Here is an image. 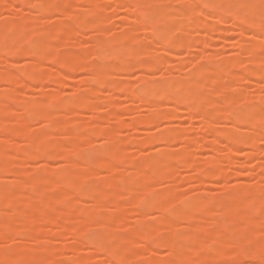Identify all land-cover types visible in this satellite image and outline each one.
Wrapping results in <instances>:
<instances>
[{"label":"rangeland","instance_id":"rangeland-1","mask_svg":"<svg viewBox=\"0 0 264 264\" xmlns=\"http://www.w3.org/2000/svg\"><path fill=\"white\" fill-rule=\"evenodd\" d=\"M115 1L0 0V37L4 43L0 46V264H11L10 253L17 246L27 258L39 257L43 249L47 250V264H73L71 261L76 258L86 261V264L105 263L106 256L93 244L78 245L71 229L76 217L82 221L83 234L99 236L98 240L112 250L119 243L125 246L145 230L154 233L158 240L174 232L177 235L175 243L183 248L178 254L181 264H204V260L209 264H264L261 257L264 253V207L258 208L252 202L264 199V174L261 172L264 170L263 130L261 134L264 126V74L260 73L264 71V33L256 34L249 22L247 25L240 22L242 26H238L233 22L231 12L226 15L223 12L222 19L217 18L218 24L213 20L215 18L209 17L212 13L207 14L210 8H200V15L187 14L188 5L197 6L198 0H117L122 4ZM228 1L233 9V6L250 3L264 9V0ZM153 3L157 14L149 13L150 8H154ZM55 6L61 7L62 11L56 10ZM204 15L210 20L213 18L210 22H216L217 30L189 29L190 24L198 25L200 20L196 16ZM157 19L161 20L160 26L166 31L164 39L153 36L150 30L153 26L150 27V23ZM144 20H147L145 25L142 24ZM253 20L258 22L260 18ZM180 22H185L187 28L184 26V31L180 29L182 32H177L175 28ZM166 39L170 40L169 43ZM173 39H181L184 43L177 47L174 41L175 45L171 46ZM257 40H262V48L254 56L241 49L259 42ZM250 56L260 63L254 58L252 61L256 64L250 63ZM120 58L128 66L125 72L116 71L118 67L115 69ZM154 60L160 62L151 69L139 66ZM232 60L238 64L233 69L230 68ZM73 61L78 66L71 69L69 65ZM89 66L108 74L107 79L116 81V85L122 88L117 86L114 90V82L112 90L111 86L108 89L101 84L103 80L91 82L90 78L97 76L91 67L90 73L95 76L91 77ZM125 68L123 66L122 70ZM198 72L203 74L204 88L208 87L202 89L207 98L203 108L208 111L212 103L220 106L221 111L217 110L220 112H213L218 114L213 115L215 128H220L219 131L235 128L239 137L260 132L262 136L259 135L258 141L260 137L261 141H256L254 148L236 145L234 151L230 149L233 153L229 155L225 137L215 131L207 133L209 130L206 131V125L202 124L204 117L199 113L200 109L190 114L187 110L189 105L176 107L178 100L174 105V95L169 99L173 102L167 98L159 100L158 97L154 101L161 103L158 108L164 107L167 111L176 108L179 116L149 123L150 117L162 110L156 112L155 106L145 105L141 103L144 101L134 97L131 99V95L125 94L127 90L124 92L126 85L130 91L137 89L136 94H140L142 88L144 91L150 89L149 86L145 89L147 81L156 86H153L157 92L154 94L158 96L163 94L162 89L170 81L186 82ZM227 73L232 76H227ZM252 73L258 78H254ZM47 74H55V80L46 78ZM7 76H10L9 80H6ZM12 83L15 88L10 86ZM223 90L232 96L229 105L222 102ZM175 91L180 95L183 89L180 87ZM87 102L91 103V108L89 105L83 108ZM243 106L247 110L260 108L262 121L233 122L229 112ZM112 116L116 118L113 120ZM156 117L152 118L153 121ZM144 118L150 125L144 123L142 126L140 120ZM136 120L141 125L134 124ZM88 122L94 124L89 125ZM16 129L22 133H17ZM93 131L110 132L113 139L108 140L104 134L102 137L100 132V136L98 133L91 135ZM146 136H166L171 141L164 144L158 138H151L144 144L141 140ZM134 141L144 145L136 146ZM30 149L33 150L31 154L35 153L33 157L31 154V157L21 155L22 151ZM116 151L123 154L125 160L114 162L110 170L120 173L123 176L121 181L109 183L115 178L111 171L98 167L91 169L90 180L82 183L78 190L54 188L62 185L65 178L54 177L48 171L53 173L57 170L61 174L69 169L71 162L80 170L96 157L107 159ZM127 158L133 159V164L136 161L134 165L141 168L140 175L135 176L138 167L133 168V164L127 167ZM149 158L155 160L156 168L162 174H154L146 165ZM208 164L222 173L198 180L196 168L206 169ZM96 185L104 192V195H94L101 208L93 206L95 203L85 194L88 190L94 191ZM129 186L135 190L128 193L126 188ZM114 195L117 198H113ZM160 197H165V201ZM156 199L168 207L170 226L161 223L160 210L151 204L150 208L146 203ZM178 201L180 206H177ZM118 211L122 218L119 226L102 225L105 218L113 217ZM57 216L64 228L55 224ZM185 216L192 219L191 225L186 223ZM141 220L143 223L139 224ZM24 226L30 229L31 234L25 238L17 237L16 232ZM154 227L158 232H154ZM156 245L153 244L151 249L156 251L152 253L150 248L142 245L139 258L132 259L130 254L123 257L131 264H145L150 257H156L157 261L176 262L168 247L164 248L165 244ZM230 250L236 254L224 256ZM39 263L42 264L41 261Z\"/></svg>","mask_w":264,"mask_h":264},{"label":"bare ground","instance_id":"bare-ground-1","mask_svg":"<svg viewBox=\"0 0 264 264\" xmlns=\"http://www.w3.org/2000/svg\"><path fill=\"white\" fill-rule=\"evenodd\" d=\"M13 2H20L21 0H12ZM22 1H24V0H22ZM117 1V0H116ZM115 1V2H116ZM118 1H121L122 2V0H118ZM116 2V4H122L121 2ZM172 1V0H171ZM175 1H179V0H175ZM182 1H184V0H182ZM173 2H174V0H173ZM227 2H229L228 0H198L197 2H196V5L197 6H194L195 4H192L191 6H194V7H191L190 5H188L187 7H188V13H187V10H186V12L185 13H187V14H189V15H197L198 13H199V11H201L202 10V8H204L205 7V9L207 10H209V8H210V10H209V12L207 13V14H211L212 13V15H209V17L211 16V17H213V18H215V19H213V20H216V22H217V24L218 23H220V22H218L217 21V18H221L222 19V17L223 16H221V14L224 12V14L226 15V14H228V13H230L231 15H232V17H233V22H236V23H238V26L239 25H241V24H239L240 22L241 23H243V22H245V23H243V24H248V22H249V26H250V28L252 27L253 28V30H254V32L256 33V34H260V32H262L261 34H263L264 33V23L262 24V18L264 19V9L260 6V5H257V4H255V3H250V4H244V5H242V6H240V7H237V6H233V7H235V8H238V9H233V8H231L232 6L231 5H228V3ZM198 3V4H197ZM226 4V5H225ZM151 5H153V7L154 8H150V11H149V13L150 14H157V7H156V5L153 3V4H151ZM155 5V6H154ZM228 5V6H227ZM56 7V10L58 9V11L60 10V11H62V9H61V7H58V6H55ZM135 7V6H134ZM152 7V6H151ZM206 7H208V8H206ZM200 8H201V10H200ZM242 8V9H241ZM244 8V9H243ZM135 10L137 9V7H135L134 8ZM230 9H232V10H230ZM42 10H47L46 8H42ZM138 10V9H137ZM234 10V11H233ZM189 12H191V13H189ZM197 12V13H196ZM226 12V13H225ZM195 13V14H194ZM203 13H204V10H203ZM146 14H148L147 12H146ZM229 14V15H230ZM188 15V16H189ZM198 15H200V13L198 14ZM223 15V14H222ZM224 15V16H225ZM200 21H201V25H200V21L199 20H197V21H199L198 22V25L200 26H198L197 24H195V23H193V25H194V27H193V25L191 26V24L190 23H188V24H190V27L191 28H189V29H192V28H195L196 30L198 29L199 30V28L200 29H203L204 31H209V32H214L215 31V29L217 28L216 27V25H215V23L213 22H210V21H213L212 19L210 20V18L209 17H205V15L204 16H200L201 18H203V19H201L200 17H198V16H196ZM195 17V18H196ZM260 18V20L257 22V21H255V20H253L254 18ZM209 18V19H208ZM204 19H208L207 21L205 20L204 21ZM226 18H224V20H225ZM235 19V20H234ZM219 21H221L220 19H218ZM142 21V20H141ZM147 20H144L143 21V23L142 24H144L145 25V22H146ZM156 21V20H155ZM155 21H152L151 23H150V27H151V25H153L151 28H150V30L152 29V31L151 32H153V36H157V37H162V39H164V36H165V34H166V31H164L162 28H161V20L160 19H157V21L155 22ZM238 21V22H237ZM252 21V22H251ZM264 21V20H263ZM154 22H155V24H154ZM253 24V22H255L253 25H255V26H251L250 24L251 23ZM185 22H180L179 24H177L176 26V28H175V30L178 32L180 29L181 30H183L184 31V29H183V27L184 26H186V27H184L185 29L187 28V25H185L184 24ZM197 23V22H196ZM246 24V25H247ZM196 26V27H195ZM242 26V25H241ZM241 26L239 27L240 29H242L241 28ZM97 27V26H96ZM144 27V26H143ZM189 27V26H188ZM248 28V27H247ZM96 29H99V27L98 28H96ZM218 29V28H217ZM216 29V30H217ZM180 30V32H182ZM248 30H249V28H248ZM244 31H245V29H244ZM255 34V35H256ZM2 37H0V43H1V41H2V43L0 44V46L1 45H4V43H3V39H1ZM159 40H161L160 38H158ZM167 43H169V41L170 40H168V39H166L165 40ZM176 43H175V42ZM257 41H259V40H257ZM262 41V40H261ZM261 41H259V42H256L255 44L254 43H252V44H250L248 47L246 46V45H244V46H246L244 49H243V46H242V50H244V51H246L247 53L249 52V55L251 54V56H254L255 54V52L257 51V50H259V49H261L262 48V43H261ZM172 42V43H171ZM171 46L175 43V44H177L176 46L177 47H179V46H182L181 45V43H184V41L183 40H181V39H178V41H177V39L175 40V39H173V40H171ZM174 44V45H175ZM240 46V47H241ZM104 46H101V48H103ZM247 48V49H246ZM246 49V50H245ZM250 56V57H251ZM97 57H99V55L97 56ZM252 58H254L255 59V57H251V62L250 63H255L256 64V62H253L252 61ZM257 58V57H256ZM115 59H117V61H118V57H116ZM253 59V60H254ZM256 60V59H255ZM120 63L118 62V66H115V69H116V71H121V72H125V71H127L128 70V66H127V64L124 62V61H122L121 60V58H120ZM256 61H258V59L256 60ZM74 63H71L69 66H70V68L71 69H73V68H75L76 66H78V64H76V62L75 61H73ZM160 61L159 60H154V61H152V62H143V63H140L139 64V66H141L142 68H144L145 67V69H151L152 68V66H156V64H158ZM259 62V61H258ZM123 63H125V64H123ZM260 63V62H259ZM120 64V65H119ZM141 64H143V65H141ZM145 64V65H144ZM238 66V64L236 63V61L235 60H232L231 61V63H230V68L231 69H233V68H236L237 66ZM258 64V63H257ZM262 64V63H261ZM122 65V66H121ZM123 66H126V68L125 69H123L122 70V68H123ZM144 66V67H143ZM234 66V67H233ZM93 69H92V68ZM147 67V68H146ZM151 67V68H150ZM261 67H262V65H261ZM89 68H91V70L93 71L92 73H94V75L95 76H97L96 78H93V74H91L90 73V69ZM244 68V67H243ZM230 69V70H231ZM258 69H260V68H258ZM96 70V68H94L93 66H89L88 67V71H89V73H90V75H92L91 77L93 78V79H91L90 78V80H91V82H92V80H94V81H97V82H102V80H103V82L101 83V84H103V86H107V88L109 87V86H111V87H109L110 89L112 88V82H114L113 83V85H114V87L115 88H113L114 90L116 89V88H118V89H120V88H122L120 85H116V81H114V80H109V79H107V77H108V74H105L104 72H102V71H99V70H96V72H94ZM125 70V71H124ZM246 70V69H245ZM255 71V70H254ZM253 71V72H254ZM257 71H259V70H257ZM229 73H230V71H228ZM229 73H227L228 75L227 76H232L231 74H229ZM260 73L261 74H264V71L263 70H261L260 71ZM259 74V72L257 73L256 72V75H258ZM261 74H259L260 76H261ZM107 75V76H106ZM252 75L254 76L255 75V73H252ZM254 76V78L256 77V78H258L257 76ZM258 75V76H259ZM94 76V77H95ZM32 77V76H31ZM55 77H56V75L55 74H47L46 75V78H48L49 80H55ZM99 77H101V78H99ZM204 77H203V74L201 73V72H198V73H196V74H194V75H192V76H190V80H188V81H186V82H183V81H176L175 83H172L171 81H170V83L169 84H166V89L165 88H163L162 89V92H163V94H161V95H159L158 94V96H156L154 93H157V92H155L156 91V89H155V85L154 84H151L150 82H147V81H145V80H143V82L145 81L147 84H144V85H146L145 86V89L146 88H148L147 86H149V88L150 89H152L153 88V86H155L154 88H153V90H150V89H147V90H145L144 91V89L142 88V90L140 89V91H142L141 93H140V91H137V93H140V94H136V90L137 89H132L131 91H130V88L129 87H127L126 85H124L123 87H124V89H125V91L124 92H126V90H127V92L125 93L126 95H131V99L134 97L135 99H137L138 101L140 100V102L141 101H144V102H146V103H144V102H141V103H143V104H148V105H153L152 107H154L155 106V108H153V109H156L155 111L157 112V111H161V112H159V114H157V117H158V119H157V117H156V114H155V116H154V114L152 115V117H150L149 119H150V122L149 123H152L153 124V122H154V124L156 123V121L158 122H163V119H166V120H164V121H167V118H168V120H171V119H173L171 116H174L175 118H176V116H179V115H177V114H179V112H177L178 110H176V108L174 109V107L173 108H171V109H174V110H172L171 112L172 113H170L169 111L171 110L170 108H169V111H167V110H165V109H163L162 107V109L161 108H158V107H160L161 105V103L160 104H156L155 102L156 101H154V100H157V99H159V98H162V100L164 99V100H169V99H171L170 97H172L173 95L174 96H176V98L175 97H172V100L174 101V105L177 103V105L178 106H176V107H180L179 105H189V106H187L188 107V109L187 110H189L190 111V114H191V112H192V114L195 112V113H197V111L196 110H199V113L200 114H203L202 115V117H204L203 119H202V124H204L203 126H205L206 125V131H207V129L209 130V131H207V133H209V132H212V131H215V132H219L218 134H222L225 138V140H226V142H228V145H227V150L228 151H230L228 154L230 155L231 154V152H232V150H230L231 148L233 149H235V147H236V145H243V146H249V147H252V148H254L255 147V145H256V141H257V143L259 142V141H261L260 139H261V137H260V139H259V141H258V138H259V135H260V132H259V134H258V132H253V134L251 133V135L250 134H247V135H245V136H241V137H239V135L237 134V133H235V128L232 130V131H230V130H227L226 128H225V130H224V128H223V130L225 131V132H222L223 130H221V131H219V129L220 128H215L216 126V124L215 125H213V123H214V121L212 122V120L214 119L215 120V117L214 116H216V115H218V114H216V113H218V112H220L221 110H220V108H218V107H220V106H218V105H216V104H214V103H212V105L210 104L209 105V108L211 109L212 108V110H210V109H208V111L206 110V109H204L203 107V103L205 102L204 100H206L207 98H206V95H205V93L203 92V88H204V84L205 83H202V79H203ZM260 78V77H259ZM261 78H262V76H261ZM10 79V76H7L6 77V80H9ZM106 80H108V81H106ZM215 80H213V82H214ZM105 82L108 84H105ZM110 82V83H109ZM144 82V83H145ZM150 83V84H149ZM14 83H12V84H10V86L12 87H16L15 86V84L13 85ZM116 85V86H115ZM122 85V84H121ZM150 85H152L151 87H150ZM171 86V87H168V86ZM118 86V87H117ZM12 87V88H13ZM126 87H127V89H126ZM142 87V86H141ZM172 87H173V89H175V90H177V88H178V90H179V88L181 87L182 89H183V92H182V94H180V95H178V93H177V91H175V90H173L172 89ZM108 88V89H109ZM129 88V89H128ZM139 88V87H138ZM208 88V87H207ZM207 88H204V89H207ZM211 88V87H210ZM209 88V89H210ZM212 89V88H211ZM112 90V89H111ZM117 90V89H116ZM139 90V89H138ZM118 91H120V90H118ZM133 91V92H132ZM153 91V92H152ZM159 91H161V90H159ZM173 91V92H172ZM144 92V93H143ZM223 92V93H222ZM221 93V98H222V102H225L224 104H228L229 105V103H230V101L232 100V96L231 95H228L227 93H224L225 92V90H223ZM153 93V94H152ZM173 93H175V94H173ZM212 93V92H211ZM214 93V92H213ZM216 93V92H215ZM135 94V95H134ZM177 94V95H176ZM210 94V93H209ZM220 94V93H219ZM128 95V96H129ZM139 95H141V96H139ZM212 95V94H211ZM214 95V94H213ZM153 96V97H152ZM165 96H168V97H165ZM216 96V95H215ZM141 97V98H140ZM158 97V98H157ZM140 98V99H139ZM153 98V99H152ZM157 98V99H156ZM167 98V99H166ZM175 98V99H174ZM178 98V99H177ZM220 98V97H219ZM152 99V100H151ZM160 100V99H159ZM172 100H169L170 102H173ZM179 102H178V101ZM168 101V102H169ZM177 101V102H176ZM176 102V103H175ZM183 102V103H182ZM228 102V103H227ZM259 102H262V101H259ZM84 102H82L81 104L82 105H84L83 104ZM182 103V104H181ZM185 103V104H184ZM202 105H201V104ZM81 104H80V106H81ZM90 104L91 103H86L85 104V107H83V106H81V107H83V108H86V105H89V108H91L92 107V105H91V107H90ZM114 104H116V103H114ZM112 105V106H115V105ZM158 105H160V106H158ZM200 105V106H199ZM227 105V106H228ZM38 106V105H37ZM111 106V105H110ZM167 106V105H166ZM225 106V105H224ZM227 106H225V107H227ZM200 107V108H199ZM214 107V108H213ZM217 107V108H216ZM87 108H88V106H87ZM165 108H167V107H165ZM216 108V109H215ZM178 109V108H177ZM204 109V110H203ZM213 109H215V110H213ZM220 110V111H217V110ZM71 109H69V111H70ZM237 110V112H235ZM236 110H234V111H231V112H229V113H231L230 114V118H231V120L234 122V120L236 121V122H241V121H244V122H248V121H250V122H255V121H258V120H261L262 121V111H261V109L260 108H258V107H255V108H253V109H249V110H247V108L246 107H240V109H236ZM152 111V110H151ZM166 111V112H165ZM173 112H174V114H173ZM177 112V113H176ZM213 112H216V113H214L213 114ZM233 112H235V113H233ZM35 114V115H37V113H36V111H32V114ZM176 113V114H175ZM233 114H234V118H233ZM116 116H117V114H115ZM151 115V114H150ZM176 115V116H175ZM214 115V116H213ZM232 116V117H231ZM153 117H156L155 119H157V120H155L154 119V121H153ZM161 117V118H160ZM169 117L171 118V119H169ZM264 117V116H263ZM98 118V117H97ZM111 118H113V120H114V118H116L115 116L113 117H111ZM148 118V117H147ZM163 118V119H162ZM174 118V119H175ZM178 118V117H177ZM233 118V119H232ZM160 119H162V120H160ZM143 120V121H142ZM142 120H140L141 121V124H142V126H148V125H150L149 123H148V121L149 120H145V118L144 119H142ZM140 121H138V120H136L135 122H134V124H137L138 123V125L140 124ZM146 121V122H145ZM203 121H204V123H203ZM143 122V123H142ZM158 122V123H159ZM246 122V123H247ZM144 123H146L145 125H144ZM232 123V122H231ZM88 124L89 125H93L94 123L93 122H88ZM140 124V125H141ZM148 124V125H147ZM151 124V125H152ZM251 126H253V125H251ZM264 126L263 127H261V134H262V130L264 131ZM214 129V130H213ZM216 129V130H215ZM217 129H218V131H217ZM222 129V128H221ZM227 130V131H226ZM16 132L17 133H22V131H20V130H18V129H16ZM100 131H93V132H91L92 134L91 135H93V134H99V136H100V133H101V136L103 137L104 135L106 136V138L108 139V140H111V139H113V137H112V133H110V132H105V133H102V132H100ZM176 132V131H175ZM214 132V133H215ZM172 133V132H171ZM177 133V132H176ZM27 135H29V133H26ZM102 134H104V135H102ZM173 134H175L174 132H173ZM210 134H212V133H210ZM216 134V133H215ZM214 134V135H215ZM257 134V135H256ZM213 135V134H212ZM221 135V136H222ZM104 136V137H105ZM260 136H262V135H260ZM147 137L149 138V140L147 139ZM153 139V140H155V139H157L158 138V140L160 141V142H162L163 143V141H164V144H166V143H169L170 141H171V139L169 138V137H157V138H155V137H149V136H146V138H143L141 141L144 143V144H147V142L148 141H150V139ZM173 138H175V136L173 137ZM145 139H147V140H145ZM151 139V140H152ZM107 140V141H108ZM213 141H214V139H212ZM211 140V142L213 143V141ZM112 141V140H111ZM139 141V140H138ZM138 141H134V143L135 144H137L136 146H138V144H139V146H141V145H144V144H142V142L141 143H137ZM168 141V142H167ZM110 142V141H109ZM134 143H132V145L134 146L135 144ZM215 143H216V141H215ZM149 144V143H148ZM226 146V145H225ZM229 146H231V147H229ZM234 149H233V151H234ZM29 150H25V151H22L21 152V155L22 156H27V157H33L34 156V154L35 153H32L31 154V151H33V150H31L30 149V153L28 152ZM38 152V151H37ZM233 153V152H232ZM30 154H31V156H30ZM45 156L47 157L48 156V158H53V156H51V155H47V154H45ZM113 157V158H112ZM124 158V160H125V156L123 155V154H121V153H119L118 151H116L114 154H112V156L110 157V158H105V157H96L94 160H92V162L90 163V164H87V167L86 166H84L83 168H81L80 170H78V167H77V165L76 164H74L73 162H71L70 163V167H69V169L68 170H66V171H63V173H61V174H59V172L56 170L55 172L53 171V173H52V171H48L50 174H52V176H54V177H57V176H63L64 178H65V182L62 184V185H55L54 186V188H58V190H61V189H66V188H70V187H72V188H74V189H76V190H78V189H80V186H81V184L82 183H84V182H86V181H89L90 180V178H91V176H92V168H98V167H101V169H106V170H108L109 169V171H111L110 173L111 174H113L112 175V177H115L113 180H109L108 182L109 183H111V182H115V181H121L122 180V178H123V176L122 175H119L120 173H118V174H116V171H114V170H110V169H112L111 167H112V165H113V163L114 162H116V161H121L122 159ZM109 159V160H108ZM129 158H127V160H128ZM123 161V160H122ZM129 161V164H127L126 163V165H127V167H128V165H132L133 164V162H134V160L133 159H131V160H128ZM72 164V165H71ZM134 164H137L136 163V161H135V163ZM133 164V168H134V165ZM130 165V166H131ZM148 167H150L152 170H153V173L155 174H162V173H160L158 170H157V168H156V165H155V160L154 159H151V158H149L148 160H147V164H146ZM94 166V167H93ZM208 166H209V168L208 167H206V169H202V168H196V170H195V173H197V178H198V180H201V179H203V178H213V177H215V176H220V174L222 173V171L221 170H217V169H214L210 164H208ZM135 167H138L137 169H138V172L136 171V175L135 176H138V175H140V171H141V168L138 166V165H136ZM132 168V167H131ZM104 169V170H105ZM136 170V169H135ZM261 171V170H260ZM107 172V171H106ZM114 172H115V174H114ZM261 172H263V174H264V170L263 171H261ZM59 174V175H58ZM110 174V175H111ZM164 174V173H163ZM19 175V174H18ZM17 175V176H18ZM20 176H22V175H19V177ZM95 187H97L96 189H95ZM133 188L134 187H132L131 188V186H129L128 188H126V191L129 193V192H133L134 190H133ZM103 189L102 188H99L98 187V185H96V186H94V191H92V192H90L91 190H88L85 194H86V196H88L89 198H91V200L93 201V203H95V204H93V206H95L96 207V205L99 207V208H101V204H100V202H99V200L94 196V195H99V194H101V195H104V192L102 191ZM242 190H244V191H248L247 189H244V188H242ZM88 192H90L89 194L90 195H88L87 193ZM97 192V193H96ZM95 193V194H94ZM99 193V194H98ZM85 194H84V196H85ZM88 197H86L89 201H90V199L88 198ZM113 198H117V196L116 195H114V197ZM159 199H162V200H164L165 201V197H160ZM91 201V202H92ZM145 201H147V200H145ZM157 204H156V203ZM252 202L253 203H255L257 206H258V208H261L262 209V207H264V199H262V200H260V199H257V200H252ZM140 203V202H139ZM139 203H137V205L139 204ZM141 203H143L142 201H141ZM148 205H149V207L151 206V205H153L152 207L154 208V209H156V210H160L159 212H161L162 214V216H160V219H161V223L163 224V225H167V226H170L171 224H172V222H170V211L168 210V207L166 206V204L163 202V201H160V200H158L157 201V199L156 200H153V201H149V202H146ZM153 203V204H152ZM161 203H163V204H161ZM151 204V205H150ZM161 205L162 207H160L159 205ZM136 205V206H137ZM140 205V204H139ZM154 205H155V207H154ZM156 206H157V208H156ZM177 206H180V202L178 201L177 202ZM152 207H150V208H152ZM134 208H136V207H134ZM138 208V207H137ZM159 208H161V209H159ZM234 208H235V210H236V212H237V207H235L234 206ZM237 213H240V212H237ZM118 214V215H117ZM185 218V221H186V223L187 224H189V225H191V223H192V219L189 217V216H185L184 217ZM68 219H72V217H68ZM122 218H121V213H120V211H118V213H116V215H114L113 217H108V218H105L104 219V223L102 224L103 226H106V225H109V226H111L110 224H114V225H117V226H119L120 225V220H121ZM249 219V218H248ZM60 217L59 216H57L56 218H55V224L59 227V228H64V226L60 223ZM139 224L140 223H143V220H141V222H138ZM81 225H82V221L80 220V218L79 217H76V218H74V224L72 225V227H71V229H72V234H73V237L75 238V239H77V241H78V245L80 246V244H81V246H82V244L84 245V243H91V244H93L97 249V251H99V252H101L102 254H103V256H106L105 258H106V262L105 263H101V264H116V262L117 263H119V264H123V262H124V264H131V263H128V262H126V260L124 259L125 257H123V256H125V255H129L130 254V256H131V258L132 259H136V258H139L140 256H141V254H142V245H145V248H152V247H154L155 246V243L157 244L156 245V247H160V246H163V244H165L164 245V248H166V247H168V249L170 250H168L169 252H171L170 254H171V256L172 257H174L175 259H176V262L174 263V262H169V261H164V260H158L157 261V258L155 257V258H153V257H150L148 260H147V262L145 263V264H181L180 263V261H178V254L183 250V248L180 246V245H177L176 243H175V239H176V233H174V232H169V236H167V237H164L163 239H161V240H158L159 238H157V237H154V233H152V232H149V231H144L142 234H140V235H138V237H136L133 241H130V242H128V243H126L125 244V246H122L120 243L115 247L116 249L115 250H112V248H107V246L106 245H104L103 244V242H100L98 239L100 238L99 236L97 237L95 234H93V236L95 235V237H91V236H89V237H87V235H85V234H83V232H82V227H81ZM151 229V228H150ZM152 230V229H151ZM153 230H154V232H158V230H156V228L154 227L153 228ZM31 234V231H30V229H28V227H26V226H24L23 228H21L19 231H17L16 232V235H17V237H19V238H25V236H29ZM89 235V234H88ZM155 238H156V240H155ZM2 239V236H1V233H0V240ZM76 241V242H77ZM155 241H157V242H155ZM81 242V243H80ZM162 242H163V244H162ZM159 243V244H158ZM90 244V245H91ZM153 244H154V246H153ZM152 245V246H151ZM92 247V246H91ZM94 248V247H93ZM99 248V249H98ZM95 249V248H94ZM152 251H156V250H152L151 249V253H152ZM264 250L262 249V252H263ZM96 252V251H95ZM99 252H97L98 254H99ZM235 251H232V250H230L228 253H226V254H224V256H231L229 253H234ZM48 252H47V250H45V249H43L39 254H40V256L39 257H32V258H27V257H24V254L22 253V249H21V247L20 246H17V247H15L14 249H13V251L10 253V258H9V261H10V263L11 264H40L39 263V261H41V263L42 264H47V260H46V258H45V256H46V254H47ZM100 253V254H101ZM128 253V254H127ZM105 254V255H104ZM234 254H236V252L234 253ZM233 254V255H234ZM262 255H261V257H262V260L264 259V253H261ZM34 258H36V259H34ZM124 259V260H123ZM156 259V260H155ZM34 260V261H33ZM35 260H39L38 261V263L37 262H35ZM71 262H73V264H86V261H84V260H82V259H80V258H76V259H73V261H71ZM122 262V263H121ZM53 264V263H52ZM204 264H209L206 260H204Z\"/></svg>","mask_w":264,"mask_h":264}]
</instances>
